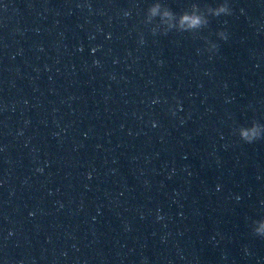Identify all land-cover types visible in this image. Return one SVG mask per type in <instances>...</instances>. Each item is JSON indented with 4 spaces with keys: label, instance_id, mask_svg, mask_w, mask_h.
<instances>
[{
    "label": "water",
    "instance_id": "water-1",
    "mask_svg": "<svg viewBox=\"0 0 264 264\" xmlns=\"http://www.w3.org/2000/svg\"><path fill=\"white\" fill-rule=\"evenodd\" d=\"M261 223L264 0H0V264H264Z\"/></svg>",
    "mask_w": 264,
    "mask_h": 264
},
{
    "label": "clouds",
    "instance_id": "clouds-1",
    "mask_svg": "<svg viewBox=\"0 0 264 264\" xmlns=\"http://www.w3.org/2000/svg\"><path fill=\"white\" fill-rule=\"evenodd\" d=\"M160 5H156L150 9L151 14L155 16L159 11ZM211 14L213 16L219 17L221 14H231V9L228 6V3H222L220 6L216 7L215 9H211ZM172 12L165 10L163 13V16L166 18L172 17ZM208 20L201 15H198L196 13H184L179 18V29L182 31H190V30H198L202 28L203 26H206L208 24ZM220 37L223 40H227L228 36L224 32L219 33ZM213 49H218V45L213 44ZM261 125L259 124H253L250 128H241L240 129V136L243 139V141L247 143H252L256 140L261 139ZM256 233L258 236L264 237V223H261L260 226L256 229Z\"/></svg>",
    "mask_w": 264,
    "mask_h": 264
}]
</instances>
